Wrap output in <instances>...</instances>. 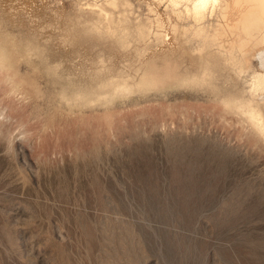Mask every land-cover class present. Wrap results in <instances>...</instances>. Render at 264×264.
<instances>
[{
    "label": "rangeland",
    "instance_id": "1",
    "mask_svg": "<svg viewBox=\"0 0 264 264\" xmlns=\"http://www.w3.org/2000/svg\"><path fill=\"white\" fill-rule=\"evenodd\" d=\"M129 1L0 0L20 83L18 94L0 84V264H264V139L245 117L200 88L76 99L138 78L142 45L96 30L89 9H112L114 26L144 21L149 6L167 17ZM259 68L219 82L252 99Z\"/></svg>",
    "mask_w": 264,
    "mask_h": 264
},
{
    "label": "bare ground",
    "instance_id": "2",
    "mask_svg": "<svg viewBox=\"0 0 264 264\" xmlns=\"http://www.w3.org/2000/svg\"><path fill=\"white\" fill-rule=\"evenodd\" d=\"M153 1L165 6L167 17L164 18L158 9L149 6L146 19L131 26L124 19L114 26L110 12L112 9L130 8L132 4L129 0H106L112 9L99 4L89 5V9L98 14L94 23L96 30L104 28L107 33L118 35L123 47L131 41L137 42L142 45V49L137 47L138 52L147 57L137 68L138 78L133 74L132 77L120 76L109 82L98 81L96 87L81 88L76 99L82 100L83 104H93L102 101L103 96L114 97L133 90L149 91L167 87L210 90L219 97L226 111L245 117L256 134L264 139V0ZM152 46L161 48L151 51L149 55L147 51ZM12 56L7 40L0 35V84L10 80V86L18 94L20 83L14 81V76L9 73L13 69ZM254 60L259 62L261 71L253 75L252 99L233 94L219 82L227 69L232 67L242 74L250 69ZM161 91L164 92L163 89ZM9 94L16 95L13 92ZM5 112H1L0 117L6 118Z\"/></svg>",
    "mask_w": 264,
    "mask_h": 264
}]
</instances>
